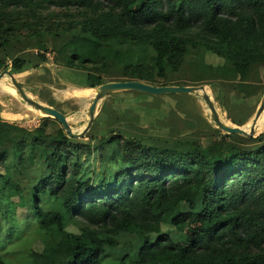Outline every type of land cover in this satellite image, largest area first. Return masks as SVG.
<instances>
[{
	"label": "trees",
	"instance_id": "16d2710c",
	"mask_svg": "<svg viewBox=\"0 0 264 264\" xmlns=\"http://www.w3.org/2000/svg\"><path fill=\"white\" fill-rule=\"evenodd\" d=\"M12 43L24 54L11 59ZM202 47L218 67L197 58ZM35 50L57 63L56 77L61 68L84 74L79 84L56 79L58 89L208 85L241 125V104L264 94V0H0V73L38 68L28 59ZM226 64L241 85L214 78ZM3 105L0 216L16 227L33 214L37 224L9 239L34 247L32 264H264V131L227 133L201 108L199 122L179 123L189 140L148 134V144L106 127L100 111L97 127L73 138L53 117L34 128L9 122ZM188 225L190 241L177 243Z\"/></svg>",
	"mask_w": 264,
	"mask_h": 264
},
{
	"label": "rangeland",
	"instance_id": "374dc122",
	"mask_svg": "<svg viewBox=\"0 0 264 264\" xmlns=\"http://www.w3.org/2000/svg\"><path fill=\"white\" fill-rule=\"evenodd\" d=\"M8 49L11 59L17 54H24L21 43H12L9 45ZM205 50L206 49L203 47L200 48L197 51V58L205 62H211V66L215 65L218 67L221 64V58L217 55H212ZM206 52L209 55H207ZM36 54V50L34 53L31 52L28 59L32 64L40 63L41 65L38 68H33L21 74L12 73L11 69H9L10 72L14 75L16 80L21 83L25 92L40 103L46 104L42 101L46 99H49L47 101H50L54 98L52 95L54 93L57 97L55 100L57 101L61 102V100L65 98V101H62L67 108L64 109L66 112L65 115L68 117L73 130L79 132L87 125L89 120L88 113L91 103L95 98L96 89H80V91L77 89L76 91H73L74 88L64 85L61 87L58 86L59 89L56 88L54 86V82H58L56 79H59L60 81L63 79L68 83L79 84L85 80V77L83 76L84 74L82 72H74L70 68H61L58 72V77H56V73L58 71V65H56L57 63H54L52 60V62L43 63ZM217 67L213 68V76L215 79L228 80L232 83L234 82L233 84L235 86L242 84L235 79V72L231 69L232 67L230 65L226 64V67L224 68ZM202 78L203 75L200 74L196 80H202ZM1 83H7V85L9 87L12 86L11 88L16 92L5 91L1 86ZM205 86L208 93L214 100L221 117L230 125H237L232 122L230 116H237L238 109H233L230 111L231 115H229V113L221 106L220 101H216L211 87L208 85ZM29 88L32 89V93ZM27 89L29 91H27ZM132 91L137 90L117 91L106 96L97 109V114L100 111L102 112L101 119H105L103 122L106 127H108L109 124L111 130H120L126 136L134 137L135 135H139L142 138L149 139V135H154L157 138H165L166 140H175L176 138L180 140H189L193 136H191L190 133L185 135V130L181 129L179 123L184 121L188 125L191 121L193 123L199 122L200 116L202 115L201 108H203L205 113L210 116L209 107L204 98L201 96L196 97L195 95H190L189 93L152 94L141 91L133 93ZM77 92L82 95L83 98L68 99L72 96V94H77ZM247 92V96L256 95L258 93L253 86H250L247 89ZM261 93H264V82L261 85ZM263 95L259 97V100L258 97L252 98V102H250V104L246 102L241 104L242 111L244 112V118L242 119L244 123L238 126L247 125L250 121H252ZM0 103L4 104V110L3 113H1V116L9 122L17 123L28 128H34L44 117L39 110L30 106L25 100H23L21 95L18 94L9 75H5L0 82ZM188 109H191L193 113L188 111ZM261 118L262 115L258 123ZM177 122L178 124L174 125ZM146 123L150 126L155 125V127H161L162 129H154L153 134H151L150 128L144 126ZM102 125H100V127H102ZM214 125L216 124L214 123ZM95 127H97V125L94 124V128ZM250 127L251 126L246 128ZM258 129L259 130H256L257 133L264 131V121ZM105 131L107 130H102V134H106ZM145 141L150 144L151 139ZM96 170L98 171L97 165ZM26 196L29 202L35 197L32 190L26 191ZM200 197H195V201H199V199H201ZM20 209H23V207H16L15 215H17ZM18 214L21 216L25 215V213ZM10 218L6 217V219H3L0 216V238L4 240L3 242H0V255L7 260L8 264H32L34 259V247L31 244L29 245L28 243H25L23 240H21L22 244H18L19 242L15 243L9 239L12 238L13 233L16 234V237L22 236V229L25 226H28L29 223L37 224L34 220L33 214L27 210L26 216L23 219H19L20 224L16 225V227L12 218ZM191 226L192 225H188L186 229L177 232L173 236V239L179 244L188 243L191 239ZM70 229L76 230V227L71 226ZM4 236L8 239H4ZM2 245L7 246V249L2 248ZM112 256L114 255H109L106 259H111Z\"/></svg>",
	"mask_w": 264,
	"mask_h": 264
},
{
	"label": "water",
	"instance_id": "95a60500",
	"mask_svg": "<svg viewBox=\"0 0 264 264\" xmlns=\"http://www.w3.org/2000/svg\"><path fill=\"white\" fill-rule=\"evenodd\" d=\"M5 75H9L12 79L17 92L23 100H25L30 106L39 110L43 115L50 116L57 119L65 132L73 138H82L84 137L92 128L94 120L97 116V109L99 104L106 98V96L124 90H137L141 92H148L152 94H171V93H202L204 100L206 101L209 107V113L213 122L223 131L227 133H237L243 135L254 136L256 134L257 123L264 112V96L261 99V102L255 112L254 117L251 121V127L246 129V125H230L227 124L221 117L214 100L206 90L205 85H153L142 80L132 79V80H120V81H110L105 82L96 87V94L93 102L91 103L89 110V120L87 125L79 132L73 130L68 117L59 109L50 106L48 104L40 103L30 97L22 88L21 84L16 80L14 75L8 69H4L0 73V81Z\"/></svg>",
	"mask_w": 264,
	"mask_h": 264
},
{
	"label": "crops",
	"instance_id": "0c3cea01",
	"mask_svg": "<svg viewBox=\"0 0 264 264\" xmlns=\"http://www.w3.org/2000/svg\"><path fill=\"white\" fill-rule=\"evenodd\" d=\"M57 82H54V86H55V84H56ZM56 87V86H55ZM72 88H74V90L73 91H76L77 89L80 91V89L81 90H88L89 88H78V87H72ZM29 90L31 91V93H32V89H30L29 88ZM28 89H27V91H29ZM53 95V99H51L50 101H47V100H49V99H46V100H41L42 102H45L46 104H48V105H50V106H53V107H55V108H57V109H59V110H64V109H67L66 107H65V104L63 103L64 101H65V98L63 99V100H61V102L60 101H57V100H55V99H57V97L55 96V93L54 94H52ZM72 98H78V99H80V98H83V96L82 95H80L78 92H77V94H72V96L70 97V98H68V99H72ZM60 100V99H59ZM63 101V102H62ZM65 112V111H64ZM65 114H66V112H65Z\"/></svg>",
	"mask_w": 264,
	"mask_h": 264
},
{
	"label": "bare ground",
	"instance_id": "6f19581e",
	"mask_svg": "<svg viewBox=\"0 0 264 264\" xmlns=\"http://www.w3.org/2000/svg\"><path fill=\"white\" fill-rule=\"evenodd\" d=\"M4 78V77H3ZM2 78V79H3ZM2 79H1V81H2ZM0 81V82H1ZM1 86L3 87V89L5 90V91H7V92H16L15 90H13L11 87H9L8 85H7V83H1ZM207 90V89H206ZM207 92H208V90H207ZM223 119V118H222ZM224 120V119H223ZM225 121V120H224ZM263 121H264V112H263V114H262V118H261V120H260V122L257 124V127H256V130H259L258 128L261 126V124H263ZM226 122V121H225ZM227 124H229L228 122H226ZM85 127V126H84ZM246 129H249V128H246ZM81 131V130H80Z\"/></svg>",
	"mask_w": 264,
	"mask_h": 264
},
{
	"label": "clouds",
	"instance_id": "9594fccd",
	"mask_svg": "<svg viewBox=\"0 0 264 264\" xmlns=\"http://www.w3.org/2000/svg\"><path fill=\"white\" fill-rule=\"evenodd\" d=\"M8 70H9V69H8ZM19 83H20V82H19ZM20 84H21V83H20ZM21 86H22V85H21ZM22 88H23V87H22ZM90 89H91V88H90ZM92 89H93V88H92ZM24 91H25V90H24ZM263 96H264V95H263ZM260 102H261V101H260ZM99 105H100V104H99ZM98 108H99V106H98ZM44 117H50V116H45V115H44ZM94 121H95V120H94ZM12 123H13V122H12ZM39 124H40V123H39ZM39 124H38V125H39ZM19 125H20V124H19ZM38 125H37V126H38ZM22 126H23V125H22ZM37 126H35V127H37ZM256 133H257V132H256Z\"/></svg>",
	"mask_w": 264,
	"mask_h": 264
}]
</instances>
